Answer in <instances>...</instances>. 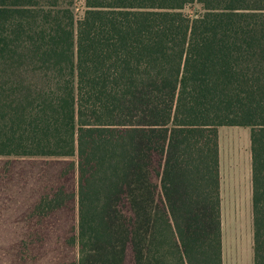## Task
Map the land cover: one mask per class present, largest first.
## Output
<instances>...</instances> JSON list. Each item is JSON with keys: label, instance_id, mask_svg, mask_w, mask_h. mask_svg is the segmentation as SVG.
<instances>
[{"label": "trees", "instance_id": "16d2710c", "mask_svg": "<svg viewBox=\"0 0 264 264\" xmlns=\"http://www.w3.org/2000/svg\"><path fill=\"white\" fill-rule=\"evenodd\" d=\"M221 127L264 264V0H0V159L76 160L75 264H223Z\"/></svg>", "mask_w": 264, "mask_h": 264}, {"label": "rangeland", "instance_id": "374dc122", "mask_svg": "<svg viewBox=\"0 0 264 264\" xmlns=\"http://www.w3.org/2000/svg\"><path fill=\"white\" fill-rule=\"evenodd\" d=\"M83 11L77 1L78 16ZM218 134L223 264H254L251 130L221 127ZM62 189L76 192L75 159H0V264L76 263V204L54 211L45 205Z\"/></svg>", "mask_w": 264, "mask_h": 264}]
</instances>
